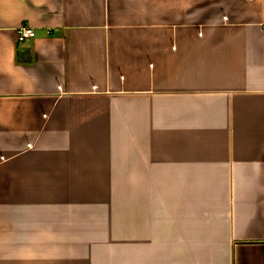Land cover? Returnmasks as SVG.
I'll list each match as a JSON object with an SVG mask.
<instances>
[{"label": "crops", "instance_id": "0c3cea01", "mask_svg": "<svg viewBox=\"0 0 264 264\" xmlns=\"http://www.w3.org/2000/svg\"><path fill=\"white\" fill-rule=\"evenodd\" d=\"M0 264H264V0H0Z\"/></svg>", "mask_w": 264, "mask_h": 264}, {"label": "built area", "instance_id": "2783aa9c", "mask_svg": "<svg viewBox=\"0 0 264 264\" xmlns=\"http://www.w3.org/2000/svg\"><path fill=\"white\" fill-rule=\"evenodd\" d=\"M36 36L35 29L33 27H22L18 31V40L22 43L28 42L30 39Z\"/></svg>", "mask_w": 264, "mask_h": 264}]
</instances>
